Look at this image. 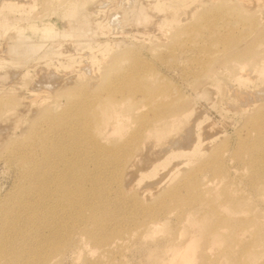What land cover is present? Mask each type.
<instances>
[{
	"label": "rangeland",
	"instance_id": "1",
	"mask_svg": "<svg viewBox=\"0 0 264 264\" xmlns=\"http://www.w3.org/2000/svg\"><path fill=\"white\" fill-rule=\"evenodd\" d=\"M0 264H264V0H0Z\"/></svg>",
	"mask_w": 264,
	"mask_h": 264
},
{
	"label": "bare ground",
	"instance_id": "2",
	"mask_svg": "<svg viewBox=\"0 0 264 264\" xmlns=\"http://www.w3.org/2000/svg\"><path fill=\"white\" fill-rule=\"evenodd\" d=\"M87 131V134L89 135V137H91L92 138V136L90 135V133H89V130L87 129L86 130ZM91 138H90V140H91ZM92 142H95L93 139L91 140ZM98 143V142H97ZM127 144V143H126ZM51 190H53V189H51ZM54 191V190H53ZM52 192V191H51ZM48 193V192H47ZM53 193V192H52ZM50 194V193H49ZM51 200V199H50ZM51 203V202H50Z\"/></svg>",
	"mask_w": 264,
	"mask_h": 264
}]
</instances>
